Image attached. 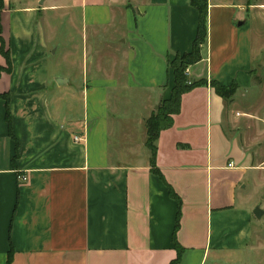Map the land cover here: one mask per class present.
I'll list each match as a JSON object with an SVG mask.
<instances>
[{"label": "crops", "instance_id": "obj_1", "mask_svg": "<svg viewBox=\"0 0 264 264\" xmlns=\"http://www.w3.org/2000/svg\"><path fill=\"white\" fill-rule=\"evenodd\" d=\"M206 2L201 59L187 77L207 84L181 95L158 135L161 177L150 171L145 120L171 93L169 60L192 47L190 0H2L0 264L9 254L10 264H170L175 242L176 264H202L246 245L244 181L264 172V110L237 111L210 82L252 93L264 0ZM64 6L119 32L102 53L83 54L76 83L45 63L40 19ZM167 185L181 200L176 232Z\"/></svg>", "mask_w": 264, "mask_h": 264}, {"label": "rangeland", "instance_id": "obj_2", "mask_svg": "<svg viewBox=\"0 0 264 264\" xmlns=\"http://www.w3.org/2000/svg\"><path fill=\"white\" fill-rule=\"evenodd\" d=\"M65 9L56 10L55 16L45 12L40 19L44 30L43 41L49 48L45 59L50 69H59L64 73L71 74V83L78 82L81 76L82 56L89 55L94 51L105 49V44L117 38L119 32L107 24H91L86 21L82 14L74 9L64 6ZM51 16V18H49ZM255 32L260 30L264 39V17L254 22ZM258 42V40L255 39ZM106 42V43H105ZM171 57L169 62L173 59ZM102 64L100 61L99 65ZM95 70L100 71L96 69ZM255 81L252 93H245L244 89L235 91L232 99L235 101L237 111L264 110V52L261 66H254ZM262 83L263 87L258 85ZM263 107V110L261 109ZM264 115V112L262 113ZM264 172L259 169L247 171L245 187V199L248 206H252L251 212L256 205L264 210ZM249 235L244 247L235 251L220 252L216 257L210 254L202 264H264V213L260 218L251 216Z\"/></svg>", "mask_w": 264, "mask_h": 264}, {"label": "trees", "instance_id": "obj_3", "mask_svg": "<svg viewBox=\"0 0 264 264\" xmlns=\"http://www.w3.org/2000/svg\"><path fill=\"white\" fill-rule=\"evenodd\" d=\"M192 6H194L199 13L196 35L192 43V47L189 51L182 54H175L173 59L169 62V66L173 70L174 83L171 89L169 97L161 100L159 107L153 111L149 117L145 120L146 127V145L150 149V171L162 177L160 171L155 165L156 145L155 142L161 130L166 129L172 125L173 115L180 110L181 95L190 89L207 84L206 81H189L187 77L188 66L198 62L201 59V46L205 42L206 37V16H207V2L206 0H190ZM2 9V0H0V10ZM7 56V51H3ZM211 87L215 92L223 99L230 98L236 91V85L231 84L228 86L221 85L216 81L210 82ZM6 120L9 122V112L6 108ZM169 195L177 202L178 209L175 217L174 232L179 227L180 221V207L181 200L171 186L167 185ZM175 248L177 250V258L170 264H176L179 260L182 248L175 242ZM11 256L9 254L6 264H10Z\"/></svg>", "mask_w": 264, "mask_h": 264}, {"label": "water", "instance_id": "obj_4", "mask_svg": "<svg viewBox=\"0 0 264 264\" xmlns=\"http://www.w3.org/2000/svg\"><path fill=\"white\" fill-rule=\"evenodd\" d=\"M65 80H66V79L61 78V77H56V78H55V82H56L57 84L65 83V82H66ZM157 106H158V105H157ZM157 106H156V107H157ZM252 213H253V215H254L255 217L260 218V217L262 216V214L264 213V210L261 209L259 205H256V206L254 207V209L252 210Z\"/></svg>", "mask_w": 264, "mask_h": 264}, {"label": "built area", "instance_id": "obj_5", "mask_svg": "<svg viewBox=\"0 0 264 264\" xmlns=\"http://www.w3.org/2000/svg\"><path fill=\"white\" fill-rule=\"evenodd\" d=\"M75 139H78L77 136L74 137ZM231 165V164H229ZM18 178L21 180V181H26V176L25 175H19Z\"/></svg>", "mask_w": 264, "mask_h": 264}]
</instances>
